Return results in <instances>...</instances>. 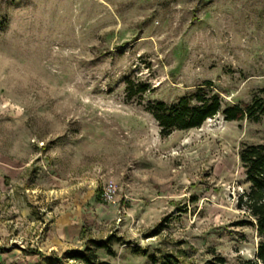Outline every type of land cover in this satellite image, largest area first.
<instances>
[{
  "label": "rangeland",
  "instance_id": "374dc122",
  "mask_svg": "<svg viewBox=\"0 0 264 264\" xmlns=\"http://www.w3.org/2000/svg\"><path fill=\"white\" fill-rule=\"evenodd\" d=\"M196 91L264 103V0H0V264L109 239L108 264L254 259L238 153L264 112L163 131L146 111Z\"/></svg>",
  "mask_w": 264,
  "mask_h": 264
},
{
  "label": "trees",
  "instance_id": "16d2710c",
  "mask_svg": "<svg viewBox=\"0 0 264 264\" xmlns=\"http://www.w3.org/2000/svg\"><path fill=\"white\" fill-rule=\"evenodd\" d=\"M145 91V87L140 89V93ZM146 111L163 131H186L199 128L206 120L219 113L226 121H237L244 118L257 121L264 112V103L262 100L254 99L248 107L241 109L234 105H222V101L217 94L209 95L196 91L190 96L179 98L174 105L157 102L148 106ZM238 157L246 181L250 185L249 192L241 195L238 202L240 206L245 208L248 215L254 219L260 242L254 259H239L232 264H264V145L244 146L240 149ZM109 244L110 239L105 242L90 241L89 246L84 251L73 252L67 258L77 264H108L98 261L92 247L104 249L108 254H111ZM171 263L173 261L168 260L166 264ZM206 264L229 263L221 256H213Z\"/></svg>",
  "mask_w": 264,
  "mask_h": 264
},
{
  "label": "built area",
  "instance_id": "2783aa9c",
  "mask_svg": "<svg viewBox=\"0 0 264 264\" xmlns=\"http://www.w3.org/2000/svg\"><path fill=\"white\" fill-rule=\"evenodd\" d=\"M114 193H115V187L112 183L107 184L102 193V198L106 202H112V199L114 198Z\"/></svg>",
  "mask_w": 264,
  "mask_h": 264
},
{
  "label": "crops",
  "instance_id": "0c3cea01",
  "mask_svg": "<svg viewBox=\"0 0 264 264\" xmlns=\"http://www.w3.org/2000/svg\"><path fill=\"white\" fill-rule=\"evenodd\" d=\"M63 221H64L65 225H64ZM63 221H62V224L60 226H58V228H57V234L66 237L67 232L69 233L70 226H73L74 224L70 225L71 221H69V217L64 218ZM66 225H67V228H65ZM71 229L73 232L75 230V226L71 227Z\"/></svg>",
  "mask_w": 264,
  "mask_h": 264
}]
</instances>
